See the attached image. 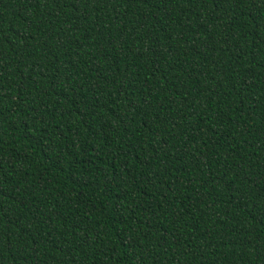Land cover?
I'll use <instances>...</instances> for the list:
<instances>
[{
  "label": "trees",
  "instance_id": "1",
  "mask_svg": "<svg viewBox=\"0 0 264 264\" xmlns=\"http://www.w3.org/2000/svg\"><path fill=\"white\" fill-rule=\"evenodd\" d=\"M0 264H264V0H0Z\"/></svg>",
  "mask_w": 264,
  "mask_h": 264
}]
</instances>
